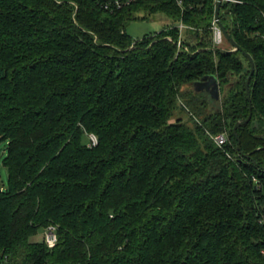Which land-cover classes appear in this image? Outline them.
<instances>
[{
	"label": "trees",
	"instance_id": "obj_1",
	"mask_svg": "<svg viewBox=\"0 0 264 264\" xmlns=\"http://www.w3.org/2000/svg\"><path fill=\"white\" fill-rule=\"evenodd\" d=\"M110 1L0 0V264H264V0L220 10L255 64L238 138L251 63L217 0ZM139 12L174 24L134 40Z\"/></svg>",
	"mask_w": 264,
	"mask_h": 264
},
{
	"label": "rangeland",
	"instance_id": "obj_2",
	"mask_svg": "<svg viewBox=\"0 0 264 264\" xmlns=\"http://www.w3.org/2000/svg\"><path fill=\"white\" fill-rule=\"evenodd\" d=\"M150 1H153V0H150ZM173 24H174V21H172V19L168 17L166 14L157 13V14L147 16L145 18V14L143 12H139L136 15L135 19L130 20L127 23L126 30L129 36H131L134 40H137L147 35L160 33L161 31L165 30L166 28H169ZM220 48H224V49L229 48L226 41L223 43V45H221ZM178 115H181L186 121L189 119L188 113L186 112L180 111L177 113V116ZM175 120H176V117L173 118L172 122H174ZM6 144L7 143L5 141H0V190L1 189L6 190L8 187V171H7V168L3 164V159L6 156ZM50 226L56 228L57 236H58V226L54 224H51ZM50 226H48L41 234L33 238V240L39 241L41 240V238L45 239V234H46L45 231ZM58 240H59V237H58Z\"/></svg>",
	"mask_w": 264,
	"mask_h": 264
},
{
	"label": "built area",
	"instance_id": "obj_3",
	"mask_svg": "<svg viewBox=\"0 0 264 264\" xmlns=\"http://www.w3.org/2000/svg\"><path fill=\"white\" fill-rule=\"evenodd\" d=\"M140 1H143V0H111L109 3H107L105 5V8L111 9L114 11V10H119V9L124 8V7L134 5ZM174 1L182 10L184 9L185 0H174ZM176 28L179 29V32L181 35L183 33V31L186 30L188 27H187V25H185V23L183 21H180L177 23ZM212 29H213L214 44L217 47H221V45H223V43L226 41V38H225L223 30L219 24V21L216 18H214ZM178 45L181 46V42H179ZM90 139H91V145H90L91 147L96 146L98 144L97 136L92 134V135H90ZM215 140L219 145H223L226 142V138L223 135L216 137ZM45 232H46V234H45L46 244L50 248L55 247L58 243V236H57L56 228L50 226Z\"/></svg>",
	"mask_w": 264,
	"mask_h": 264
},
{
	"label": "water",
	"instance_id": "obj_4",
	"mask_svg": "<svg viewBox=\"0 0 264 264\" xmlns=\"http://www.w3.org/2000/svg\"><path fill=\"white\" fill-rule=\"evenodd\" d=\"M222 2H223V0H217L215 18L218 21H219V16H220V10H221ZM219 24H220V26H221V28L223 30L225 38L227 39V41L233 47L231 52H237V51L242 52L243 55L251 63V72H250V76H249V78L247 80V83H246L247 96H248V100H249V104H250V114H249L247 119H244V120H241V121L237 122L236 125L234 126V134L238 138V136H237L238 129L243 127V126H245V125H247L252 119V113L253 112H252V103H251V94H250V83H251L252 77H253L254 72H255V64H254L253 58L249 54H247L244 51H242L240 46L229 36V34L227 33L225 27L220 23V21H219ZM194 86L198 90L207 91L214 99H219L220 87H219V83H218L216 77H214V76H206L201 81L195 83Z\"/></svg>",
	"mask_w": 264,
	"mask_h": 264
}]
</instances>
